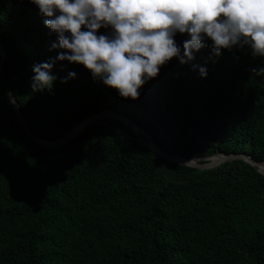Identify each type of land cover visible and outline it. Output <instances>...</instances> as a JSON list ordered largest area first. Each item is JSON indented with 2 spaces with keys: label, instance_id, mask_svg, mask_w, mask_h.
Masks as SVG:
<instances>
[{
  "label": "trees",
  "instance_id": "1",
  "mask_svg": "<svg viewBox=\"0 0 264 264\" xmlns=\"http://www.w3.org/2000/svg\"><path fill=\"white\" fill-rule=\"evenodd\" d=\"M30 0H0L3 69L34 132L63 136L84 117L114 108L170 153L246 152L264 160V66L244 46H208L176 57L135 100L57 61L51 91L30 87L36 63L63 49ZM82 26V30H83ZM111 26L97 34H111ZM187 33L177 32L181 46ZM210 44L211 41L209 40ZM69 71L74 78L61 82ZM107 118L49 148L23 127L0 74V264H264V173L236 159L211 169L174 163Z\"/></svg>",
  "mask_w": 264,
  "mask_h": 264
},
{
  "label": "clouds",
  "instance_id": "2",
  "mask_svg": "<svg viewBox=\"0 0 264 264\" xmlns=\"http://www.w3.org/2000/svg\"><path fill=\"white\" fill-rule=\"evenodd\" d=\"M54 32L52 49H63L47 62L32 67L31 89L51 91L57 61L82 64L93 80L135 100L138 89L157 76L160 67L176 57L190 63L200 77L205 66L191 63L208 46L219 56L222 49L247 48L264 57V0H30ZM82 26L83 30H82ZM111 26V34H97ZM187 33L181 46L174 35ZM211 41L209 44L208 41ZM264 78V66L250 70ZM69 71L61 82L74 78ZM9 103H14L8 93Z\"/></svg>",
  "mask_w": 264,
  "mask_h": 264
},
{
  "label": "water",
  "instance_id": "3",
  "mask_svg": "<svg viewBox=\"0 0 264 264\" xmlns=\"http://www.w3.org/2000/svg\"><path fill=\"white\" fill-rule=\"evenodd\" d=\"M6 56H7L6 47L0 37L1 78L5 84L7 92L12 93L13 99L15 101L12 104L23 127L28 132V134L32 137V139L42 146L49 147V148H58L68 143L78 134L83 132L89 125L95 122H98V121L104 122V120L107 118H116L124 122L126 125H128L135 133H137V130L140 131L145 136V138H142L141 136H139L137 139L141 143H143L144 145L152 149L154 152L168 159L171 162L182 164L185 166L196 167L198 169L204 170V169L214 168L224 162L241 159V160L249 162L250 164L255 166L260 172L264 173V160H258L252 154H249L246 152H231L229 154L218 153V154L204 155V156H198V157H187V156H182L176 153H170L164 150L162 147H160L158 143L156 142V140L154 139V137L151 135V133L148 130H146L142 125L137 123L132 118L125 116L123 113L119 112L118 110L114 108H103L97 112H94L84 117L82 120L76 122L70 130H68L63 136L59 138L46 139V138L40 137L34 132L32 127L28 123L26 117L24 116L23 112L20 109V105L15 97L13 89L11 88L10 84L8 83L6 79V76L4 74V69H3V63H4V59Z\"/></svg>",
  "mask_w": 264,
  "mask_h": 264
},
{
  "label": "bare ground",
  "instance_id": "4",
  "mask_svg": "<svg viewBox=\"0 0 264 264\" xmlns=\"http://www.w3.org/2000/svg\"><path fill=\"white\" fill-rule=\"evenodd\" d=\"M137 133H138V130H137ZM139 134L142 138H145V136L139 131Z\"/></svg>",
  "mask_w": 264,
  "mask_h": 264
},
{
  "label": "rangeland",
  "instance_id": "5",
  "mask_svg": "<svg viewBox=\"0 0 264 264\" xmlns=\"http://www.w3.org/2000/svg\"><path fill=\"white\" fill-rule=\"evenodd\" d=\"M138 133H139V131H138Z\"/></svg>",
  "mask_w": 264,
  "mask_h": 264
}]
</instances>
